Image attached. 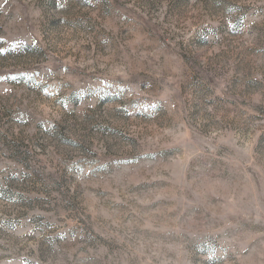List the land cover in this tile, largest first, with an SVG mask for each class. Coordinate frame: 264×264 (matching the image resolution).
<instances>
[{"label": "rangeland", "instance_id": "1", "mask_svg": "<svg viewBox=\"0 0 264 264\" xmlns=\"http://www.w3.org/2000/svg\"><path fill=\"white\" fill-rule=\"evenodd\" d=\"M0 264H264V0H0Z\"/></svg>", "mask_w": 264, "mask_h": 264}]
</instances>
